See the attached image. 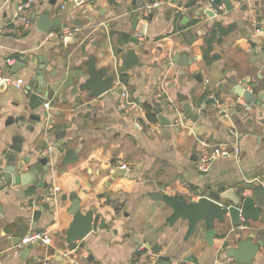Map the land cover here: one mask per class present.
Returning a JSON list of instances; mask_svg holds the SVG:
<instances>
[{"label":"crops","instance_id":"1","mask_svg":"<svg viewBox=\"0 0 264 264\" xmlns=\"http://www.w3.org/2000/svg\"><path fill=\"white\" fill-rule=\"evenodd\" d=\"M19 1L0 0V27H21L13 20ZM54 1L46 12L50 21L60 19L55 28L73 25L76 19L82 22L68 43L47 39L36 27L19 36L0 35V174L7 164L4 154L18 144L16 161L24 156L31 163L49 158L42 182L51 186L34 188L33 181L0 190V264H179L185 258L192 260L187 264H237L226 251L248 236L263 242L251 264H264V113L229 93L234 81L256 97L264 94V44L253 40L264 32V0H230L229 11L222 0H213L223 6L214 18L194 15L208 10L210 0H179L176 5L170 0ZM48 2L35 0L29 16L42 13ZM130 48L139 62L123 71L120 54ZM175 54L184 55L188 66L172 63ZM36 55L44 56L55 76L43 72L48 97L30 111L24 86L36 68ZM91 57L96 68L114 77L109 91L98 98L74 90L87 78L86 61ZM7 58L14 60L12 65L19 59L26 66L12 76ZM118 77L133 102L127 113L117 109ZM17 79L22 80L19 88L12 85ZM158 92L162 102L154 99ZM215 94L226 105L227 119L218 115L214 101H208ZM183 96L187 100L180 102ZM227 99L234 100V111ZM153 102L169 125L156 122ZM163 102L177 107L183 127L175 124L176 111ZM183 102L198 115L194 123L183 113ZM30 114L40 120H30ZM200 139L236 147L239 155L217 160L204 174L193 160ZM46 148L49 152L42 154ZM67 149L78 151L77 160L63 165ZM119 168L125 175L113 173ZM216 183L250 196L259 216L254 222L241 220L238 230L226 216L223 224H215L218 234L212 245L205 242L201 223L185 239L187 222L169 226L170 208L149 197L158 191L196 201ZM74 196L82 212H94L96 224L85 239L68 246L65 232L72 216L67 210ZM45 203L48 208L33 221L32 212ZM101 221L104 229L98 228ZM38 230L49 234L50 244L34 245L21 258L23 249L16 244ZM153 246L159 247L156 254ZM137 247H142L138 253Z\"/></svg>","mask_w":264,"mask_h":264},{"label":"water","instance_id":"2","mask_svg":"<svg viewBox=\"0 0 264 264\" xmlns=\"http://www.w3.org/2000/svg\"><path fill=\"white\" fill-rule=\"evenodd\" d=\"M178 1L179 0H170V3L176 5ZM222 1L226 11L232 9L230 0ZM54 3V0H49V7L45 8L42 13L37 14L36 12H32L30 15V18L34 22L37 31H39L43 37H45V34L48 31L54 29L60 22V19L58 18L50 21L46 12L54 5ZM31 8H33V4L31 5ZM202 13L206 14L210 18H214L215 16L209 9L202 12H195L194 15L197 16ZM72 23L75 26L82 25V22H80L78 19L74 20ZM137 24L138 20L136 19L133 22V28H136ZM139 34H144V30H141ZM190 37L194 38V35H191ZM254 39L257 40V42L264 44V32L257 34L253 40ZM64 41L68 43L70 39L68 38ZM135 41V38L131 39V42L134 43ZM34 58L37 62L36 68L28 77L26 85L24 86V94H28L27 108L30 111H34L37 107L41 106L48 97L49 85H46L47 83L44 82L43 72L47 71L51 77L55 76V73H52L50 68L46 65L43 55H36ZM182 58H184V55L178 56L175 54V56L171 58V62L178 63L181 66H188L189 63L186 62V60L182 61ZM138 62V55L131 48L125 53L120 54V68L123 71L131 70L135 65L138 64ZM25 66L26 64L18 59L14 65H12L10 73L13 76L17 68ZM86 72L87 78L83 82L77 84V86L74 87V90L87 92L88 98H98L101 95L107 93L114 83V77L111 75H106L107 70L105 68H96V59L93 57L86 61ZM197 77L198 76H196V78ZM35 85L36 87L33 91L32 89ZM230 85L231 88L229 93L234 94L236 97H241L248 104L258 106V108H260V110L264 113V94L258 95L256 97L254 93L247 91L242 86L237 85L234 81H231ZM216 97L217 94H215L208 101H215ZM178 100L181 102L187 100V97L183 96ZM226 102L230 111H234V100L227 99ZM153 105L156 122L161 126L169 125L171 122L162 114V109L157 106L158 104L155 102H153ZM163 105L165 106L166 102H163ZM181 108L185 116L192 123H194L198 115L192 111V108L188 102H183ZM46 113L47 112L44 114ZM29 119L33 121H39L40 117L30 114ZM9 149L11 152L4 154V159L6 160L7 164L3 172L0 174V190L6 186L16 184L24 187L33 181H36L34 188H40L41 185L48 188L51 187L50 185H45L42 182L44 175H46V170L50 169L49 158L47 156H42L32 163L30 157L26 156H24L22 160L20 159L16 161L18 158L17 154L21 153V147L17 144V146H10ZM77 152V150L67 149L64 152L61 163L63 165L74 163L77 160ZM193 160H196V156H193ZM26 165L28 166L26 170H24ZM45 167L48 168L45 169ZM207 172L208 171L202 173L205 174ZM113 173L117 176H122L125 175L126 170L124 168H119ZM149 197L152 200L164 203L170 208L171 213L166 219L169 226H172L178 220L187 222V230L184 236L185 239L194 234L198 224L201 223L204 227V240L209 245H212L214 237L218 234L215 224H223L226 216L229 217L231 224L234 225L237 230L241 224V220H250L254 222L259 216V212L255 207L254 200L250 196H244L240 192H235L232 188H226V185L221 183H216L214 189L209 190L206 195L200 196L196 201L187 200L186 198H178L176 196L168 195L158 191L151 192ZM47 208L48 204L45 203L42 205V209L34 210L32 212V220L36 221L42 215L44 209ZM67 211L72 216V220L65 232V242L66 245L69 246L75 241L85 239L92 232L93 227H95L96 224V217L92 210L87 212L81 211L79 200L76 196L70 198V205ZM98 228H105L104 221L100 222ZM37 232L40 231L38 230ZM262 246V241L254 242L253 236H248L245 239L238 240L236 242V247L232 249L229 248L226 251V255L234 258L237 264H251L256 253ZM32 249V245H27L20 252V257L25 259ZM151 249L154 254L159 251L158 246H153ZM191 261V258H185L179 264H187V262Z\"/></svg>","mask_w":264,"mask_h":264},{"label":"built area","instance_id":"3","mask_svg":"<svg viewBox=\"0 0 264 264\" xmlns=\"http://www.w3.org/2000/svg\"><path fill=\"white\" fill-rule=\"evenodd\" d=\"M35 0H20L16 7V12L14 14L13 20H17L21 22V27H17L15 25H4L0 27V35L4 34H10L13 36H19L21 34H26L31 29L35 27L34 22L31 20L29 16V10L31 8V4ZM157 5V3H154L150 5L149 7H154ZM148 7V8H149ZM208 8L213 12L214 15H218L223 11L222 5H215L213 4V0H210L208 2ZM80 32V28L75 25H62L59 28H54L50 31H48L45 34V37L47 39H59V40H65V39H73L75 38L78 33ZM13 59L7 58L5 59V64L7 66H10L13 64ZM22 84L21 79H17L13 81V86L16 88H19ZM116 85L120 87V92L118 93L117 98V109L120 112L127 113L131 106L133 105V102L130 99L129 93L127 89L124 87L121 79L118 77L116 81ZM154 99L157 102H162L164 100V96L158 92L155 94ZM216 103L217 113L221 118L227 119L228 118V110L226 108V105L223 102H220L215 99L214 101ZM47 106V104H45ZM169 111H176V118H175V124L177 126H184L185 122L183 118L180 116L177 107L173 103H167ZM243 106L248 109V106L243 103ZM136 126L139 127L140 124L136 123ZM49 152V148H46L42 151V154H46ZM239 150L236 147H230L227 144L224 143H211L208 142L205 139H200L198 141L197 150L195 152L196 160H195V168L196 170L200 172L208 171L214 162L221 158H227V157H238ZM119 164V163H118ZM120 167L123 166V164L119 165ZM50 236L46 232H37V231H30L26 235H24L22 238H20L19 242L16 244V248L21 250L25 248L27 245H49L50 244ZM142 250V247L136 248V253L140 252ZM40 264H46L45 262H41Z\"/></svg>","mask_w":264,"mask_h":264},{"label":"trees","instance_id":"4","mask_svg":"<svg viewBox=\"0 0 264 264\" xmlns=\"http://www.w3.org/2000/svg\"><path fill=\"white\" fill-rule=\"evenodd\" d=\"M121 77V76H120ZM121 79V78H120Z\"/></svg>","mask_w":264,"mask_h":264}]
</instances>
